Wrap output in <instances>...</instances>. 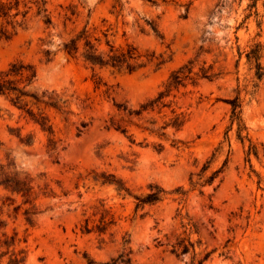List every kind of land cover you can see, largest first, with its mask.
Listing matches in <instances>:
<instances>
[{
    "label": "rangeland",
    "instance_id": "rangeland-1",
    "mask_svg": "<svg viewBox=\"0 0 264 264\" xmlns=\"http://www.w3.org/2000/svg\"><path fill=\"white\" fill-rule=\"evenodd\" d=\"M47 2L51 26L33 6L0 40V71L36 68L26 90L42 103L28 108L50 120L56 143L0 95V180L5 172L32 188L23 197L0 187V264H104L129 251L132 264H192V249L172 253L180 240L194 244L197 264L207 255L204 264H264V78L247 59L264 46V0ZM82 32L101 52L108 41L135 48L142 67H92L84 42L67 55L63 44ZM183 67L190 79L151 105ZM238 96L257 156L230 130ZM109 176L130 193L105 184ZM152 187L163 200L136 211Z\"/></svg>",
    "mask_w": 264,
    "mask_h": 264
},
{
    "label": "trees",
    "instance_id": "trees-1",
    "mask_svg": "<svg viewBox=\"0 0 264 264\" xmlns=\"http://www.w3.org/2000/svg\"><path fill=\"white\" fill-rule=\"evenodd\" d=\"M151 2V0H149ZM252 1V5L250 8H256L257 4L261 0H250ZM47 0H0V20H2L3 27L1 31L0 40L9 39L10 34L8 27H12L13 31L16 32V28L18 26H22L23 21L26 19L28 13L32 9L33 6L38 8V13L43 16L44 22L51 26L53 21L50 13L47 9ZM21 8L26 9V11L21 12ZM22 16V22L18 21V18ZM84 42V59L90 64L92 67H112L118 70H126L129 73H133L137 71L142 65L139 63L140 55L137 54V50L133 47H128L127 50H119L116 49L109 41L107 45L110 47L108 52H101L99 48L94 45L89 36L86 35L85 32H82L77 37L72 38L69 42L63 44V51L72 57H76V55L80 51V45ZM263 50L264 46L261 44L255 45L249 53H247L248 63L253 66L255 70V77L258 80H262L264 78V67L262 65L263 58ZM47 57V62L50 61V52L47 51L45 53ZM189 65H192L190 63ZM193 67H183L177 72H175L167 85V90L165 93H162L160 97L154 101L151 105L159 102V100L163 99L166 96H169L174 89H177L179 86L183 84L184 81L190 79V75L192 74ZM203 78L212 79L214 76L208 75V72L204 74ZM37 78V70L33 65L25 64L23 62H15L9 65L7 70L0 71V95L5 96L10 99V101L18 106L20 109H26L27 113L30 115L32 121L36 123L43 132H45L49 136V147L52 150H56V143L54 141L55 131L54 127L51 124L50 120L44 116L43 114H34L29 108V99H33L36 101V104H41L42 101L35 94L30 93L26 90V87L31 85ZM21 85H24L21 87ZM228 104L231 105V126L230 130L237 126V137L243 143L245 141L250 142V147L248 151V155L252 154L257 156V149L251 143L249 135L247 134V126L245 124L243 118V103L241 98L238 96L233 100H229ZM54 106V104H51ZM56 107V106H55ZM145 110V109H144ZM183 117L177 116L173 121V127L177 130H180L184 126ZM126 133L125 131H123ZM2 146L0 140V147ZM249 162V160H248ZM0 170L3 171L2 168ZM207 169H204V173ZM221 171L214 172L207 183H213L215 179ZM3 179L0 180V187H4L6 190L11 191L14 194L22 195L23 197H28L32 188L30 187L29 182L24 179L21 180L15 175H8L5 172H2ZM105 184L114 185L116 190L122 194H129V189L125 186V184L121 180H117L113 176H109L105 178ZM165 196V191L159 187H152L151 192L146 196H137V205L136 211L143 210L146 206L155 205L163 200ZM2 224L0 223V228ZM91 230L87 225L84 228V233H90ZM102 233V231L100 230ZM129 241L125 240L124 245H128ZM191 249L194 253V259L192 264H197L195 262V246L189 240H180L176 244L172 246V253L176 255L178 258L181 256H185L190 254ZM131 251L128 253L123 252L117 259H113L110 262L104 264H132L131 259ZM209 259V255L206 256L205 259L200 260L198 264H204ZM14 263L18 264V261ZM89 264H96L93 261H90Z\"/></svg>",
    "mask_w": 264,
    "mask_h": 264
}]
</instances>
